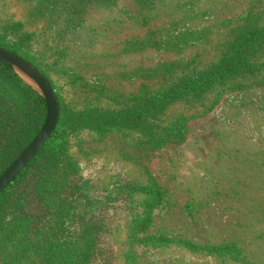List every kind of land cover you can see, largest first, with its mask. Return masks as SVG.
Masks as SVG:
<instances>
[{
  "label": "rangeland",
  "instance_id": "rangeland-1",
  "mask_svg": "<svg viewBox=\"0 0 264 264\" xmlns=\"http://www.w3.org/2000/svg\"><path fill=\"white\" fill-rule=\"evenodd\" d=\"M73 1L0 0V42L28 36L32 65L72 111L138 108L264 29V0H102L81 13ZM249 57L264 65V37ZM67 140L72 209L64 232L34 240L92 237L93 264H264V70L174 102L147 127Z\"/></svg>",
  "mask_w": 264,
  "mask_h": 264
},
{
  "label": "trees",
  "instance_id": "trees-1",
  "mask_svg": "<svg viewBox=\"0 0 264 264\" xmlns=\"http://www.w3.org/2000/svg\"><path fill=\"white\" fill-rule=\"evenodd\" d=\"M100 1L74 0L73 5L81 13ZM263 37L264 29L254 28L246 32L232 44L229 53L214 68L197 72L171 90L148 97L138 108L72 111L58 101L60 117L56 130L35 158L0 194V264H93L92 237H86L79 243L81 245L73 248L66 241H52L51 233H45L46 238L40 241L28 234L32 230L64 232L66 217L72 209L66 199L72 189L69 176L76 167L67 153L68 135L84 129L110 132L147 127L174 102L200 97L216 85L264 70V65L254 63L249 57V51ZM25 39L28 36L19 41L0 42V47L35 65L24 50ZM46 79L52 85L51 80ZM53 90L57 96L55 88ZM47 112L42 94L15 70L0 62V177L39 134ZM176 131L178 134L183 132L182 123L168 128L167 133L174 135ZM158 143L163 146L164 138L159 137ZM62 168H66L63 177L59 171ZM60 179L62 183H59ZM141 190L151 199L161 201L162 193L156 186H145ZM29 205H32L31 210L27 208ZM13 232L21 233L15 239ZM230 248L227 246L224 251L229 252Z\"/></svg>",
  "mask_w": 264,
  "mask_h": 264
},
{
  "label": "water",
  "instance_id": "water-1",
  "mask_svg": "<svg viewBox=\"0 0 264 264\" xmlns=\"http://www.w3.org/2000/svg\"><path fill=\"white\" fill-rule=\"evenodd\" d=\"M0 62L15 70L22 77L30 80L44 97L48 108L46 121L39 134L0 177L1 194L45 146L56 130L60 117V109L51 84L32 64L1 47Z\"/></svg>",
  "mask_w": 264,
  "mask_h": 264
}]
</instances>
